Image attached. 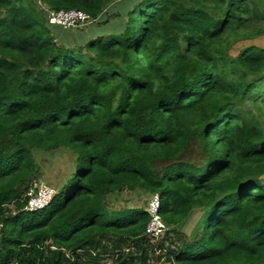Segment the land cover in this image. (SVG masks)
I'll return each mask as SVG.
<instances>
[{"label":"trees","instance_id":"16d2710c","mask_svg":"<svg viewBox=\"0 0 264 264\" xmlns=\"http://www.w3.org/2000/svg\"><path fill=\"white\" fill-rule=\"evenodd\" d=\"M112 4L121 29L76 46L46 13ZM261 37L264 0H0V264H264V46L231 55ZM62 149L69 178L26 210ZM128 190L160 194L162 237L113 207Z\"/></svg>","mask_w":264,"mask_h":264},{"label":"rangeland","instance_id":"374dc122","mask_svg":"<svg viewBox=\"0 0 264 264\" xmlns=\"http://www.w3.org/2000/svg\"><path fill=\"white\" fill-rule=\"evenodd\" d=\"M37 1L38 3L40 2V0ZM40 8H43V6L40 5ZM119 10L120 6L118 7L114 4L109 5L107 6L105 13L97 21L90 22L81 28L70 30L63 29L64 32H68V42L70 45L76 46V42L79 38H81V40L87 41L89 39H95L98 36H109L118 32L121 28H119L120 26L117 24L118 22L123 21L121 17L116 15ZM106 20H108V22ZM243 44L264 46V37L258 38L252 42L238 44L231 51V55L237 56V52L240 50ZM243 108L244 110H253L256 113V110L250 105H247ZM35 155L42 170L43 181L46 180L45 183L47 185L53 186L57 190L61 188L65 180L69 178L68 174L73 170L74 166V161L71 158L68 150L62 149L52 153L38 152ZM149 197V193L128 190L117 197V201L113 207L118 210L121 208L146 209ZM202 215V211H194L190 218L183 224L182 231L188 234L190 237H193L197 227L199 226ZM168 263L169 262H167V260H164L162 264Z\"/></svg>","mask_w":264,"mask_h":264},{"label":"built area","instance_id":"2783aa9c","mask_svg":"<svg viewBox=\"0 0 264 264\" xmlns=\"http://www.w3.org/2000/svg\"><path fill=\"white\" fill-rule=\"evenodd\" d=\"M47 9V8H46ZM50 24L60 26L65 30L81 28L90 22L92 17L81 10H46ZM57 194V189L47 185L42 179H34L30 185L27 197L29 202L26 206L28 211H38L48 207ZM161 197L159 193H152L148 199L146 207L150 219L146 227V235L150 238L159 239L170 227L165 223L161 214Z\"/></svg>","mask_w":264,"mask_h":264},{"label":"crops","instance_id":"0c3cea01","mask_svg":"<svg viewBox=\"0 0 264 264\" xmlns=\"http://www.w3.org/2000/svg\"><path fill=\"white\" fill-rule=\"evenodd\" d=\"M46 182V180H44Z\"/></svg>","mask_w":264,"mask_h":264}]
</instances>
